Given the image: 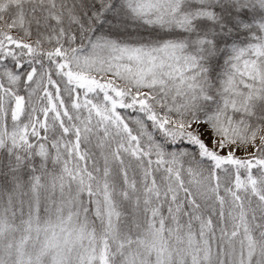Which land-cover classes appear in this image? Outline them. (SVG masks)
<instances>
[{"label": "snow or ice", "instance_id": "obj_1", "mask_svg": "<svg viewBox=\"0 0 264 264\" xmlns=\"http://www.w3.org/2000/svg\"><path fill=\"white\" fill-rule=\"evenodd\" d=\"M0 264H264V0H0Z\"/></svg>", "mask_w": 264, "mask_h": 264}]
</instances>
